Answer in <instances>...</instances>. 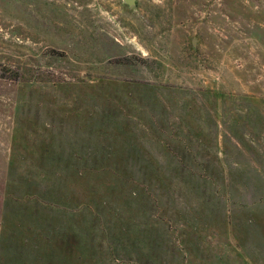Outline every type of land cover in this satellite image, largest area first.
<instances>
[{"label":"rangeland","instance_id":"rangeland-1","mask_svg":"<svg viewBox=\"0 0 264 264\" xmlns=\"http://www.w3.org/2000/svg\"><path fill=\"white\" fill-rule=\"evenodd\" d=\"M0 264H264V0H0Z\"/></svg>","mask_w":264,"mask_h":264},{"label":"water","instance_id":"water-1","mask_svg":"<svg viewBox=\"0 0 264 264\" xmlns=\"http://www.w3.org/2000/svg\"><path fill=\"white\" fill-rule=\"evenodd\" d=\"M129 6H134L136 3V0H124Z\"/></svg>","mask_w":264,"mask_h":264}]
</instances>
